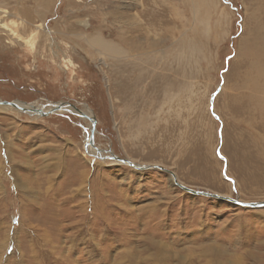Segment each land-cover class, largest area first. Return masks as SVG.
<instances>
[{"label": "rangeland", "instance_id": "obj_1", "mask_svg": "<svg viewBox=\"0 0 264 264\" xmlns=\"http://www.w3.org/2000/svg\"><path fill=\"white\" fill-rule=\"evenodd\" d=\"M196 1L0 0V100L74 106H0V264H264V206L161 169L264 202V0Z\"/></svg>", "mask_w": 264, "mask_h": 264}, {"label": "bare ground", "instance_id": "obj_2", "mask_svg": "<svg viewBox=\"0 0 264 264\" xmlns=\"http://www.w3.org/2000/svg\"><path fill=\"white\" fill-rule=\"evenodd\" d=\"M198 3V4H197ZM201 4H205L206 5V7L208 8L207 10H210L211 8H213L212 6H211V0H197L196 1V3H195V11L197 10H200L199 9V5L201 6ZM204 5V6H205ZM205 8V7H204ZM198 18V17H197ZM200 20H201V22L202 23H205V20H206V18L205 17H203L202 16V13H201V11H200V18H199ZM207 21V20H206ZM98 35H100V34H98ZM200 35V34H199ZM93 40H92V42H91V44H92V46H94L95 47V45H98L101 49H102V51L103 52H106V53H108V54H110V55H113V56H128L129 55V53H131L132 51H136V50H141L140 51V55H145L144 56V58L145 59H143L142 61L144 62V64L145 63H149V58L147 57L148 56V51H147V49H144L146 46H143V45H139L138 46V44H131L130 46H122V45H124V43L123 42H121V43H117V42H115V41H109V40H106V39H103V38H101V37H95V38H92ZM123 40V39H122ZM121 40V41H122ZM162 42V41H161ZM141 44H143V43H141ZM159 45V44H158ZM153 46V45H152ZM154 46H155V44H154ZM156 47V46H155ZM159 47V46H158ZM138 48V49H137ZM195 48V47H194ZM254 48V47H253ZM262 48H263V46H262ZM150 49H152V47L150 48ZM154 49V48H153ZM161 49V48H160ZM198 49V48H197ZM256 49V48H255ZM162 50V49H161ZM157 51V50H156ZM153 52V51H152ZM155 52V51H154ZM159 52V51H158ZM193 53V52H192ZM255 53V52H254ZM264 53V52H263ZM153 54H156V52L155 53H153ZM152 54V55H153ZM109 55V56H110ZM187 55V54H186ZM248 55V54H247ZM158 56V55H157ZM164 56V55H163ZM251 56V55H250ZM152 57V56H151ZM127 59V58H126ZM141 59V58H140ZM163 59V58H162ZM164 59H165V57H164ZM138 60V59H137ZM260 60V59H259ZM264 60V59H263ZM119 61V60H118ZM124 61V60H123ZM141 61V60H140ZM159 61H160V58H159ZM120 62V61H119ZM122 62V61H121ZM156 62V61H155ZM131 63V62H130ZM130 63H128V64H130ZM142 63V62H141ZM161 63V62H160ZM164 63H165V61H164ZM132 64H138L137 62H134V63H132ZM131 64V65H132ZM159 67V66H158ZM253 70V69H252ZM256 70H257V74H258V77H260L262 80H264V62L263 63H260V65H257V67H256ZM258 77H257V79H255L254 80V83L252 84V86H253V93H252V95H251V97H250V99L252 100V101H254V106H255V109L260 113V114H263L264 115V82L263 83H261L260 81H259V79H258ZM1 101V100H0ZM16 103L17 104H19L20 106H25V107H31L30 106V104H24V103H22L21 101H16ZM65 104V106H63L62 107V109L60 110V111H66V110H71V111H74V106H72V105H70V104H67V103H64ZM67 104V105H66ZM0 106H2V107H7L6 105H1L0 104ZM14 108H16V107H14ZM18 109V108H17ZM38 109V108H37ZM44 111H48V110H44ZM82 115H83V117L85 118L86 116H89L88 114H86V113H81ZM87 118H89V117H87ZM91 118V117H90ZM92 124H93V122H92ZM87 141H89V140H87ZM89 143H90V141H89ZM91 144V143H90ZM91 145H93V144H91ZM87 150L88 151H90V152H92V153H94V150H93V148H91V147H87ZM100 154H101V152H99ZM96 156V155H95ZM173 180H174V178H173Z\"/></svg>", "mask_w": 264, "mask_h": 264}, {"label": "water", "instance_id": "obj_3", "mask_svg": "<svg viewBox=\"0 0 264 264\" xmlns=\"http://www.w3.org/2000/svg\"><path fill=\"white\" fill-rule=\"evenodd\" d=\"M0 104L1 105H6V106H10V107H16V108H18V109H20V110H22L24 112H38V113H40L42 115L43 114H50V113L56 112V111H60L62 109V107L65 106L64 103H55V104L51 105V108H49L48 111H44L43 108L37 109L34 105H31V104H30L31 108H27L25 106H20L19 104L16 103V101H0ZM89 119L95 124L94 119H92L90 117H89ZM94 131H95L94 129L91 130V135H90V143L91 144H93V140H94ZM109 157L111 159H113V160H116L117 162L132 166V167L137 168V169H148V168H151V167H156V166L139 165V164H136V163L132 162L131 160H129L127 158H122V157L114 155V154H111ZM161 169L169 172L171 174V176L174 178L175 184H177L178 186H180L181 188H183L184 190H186V191H188L190 193H193V194H196V195L220 197V198L228 199L230 201H233V202L238 203V204L243 205V206H250V207L264 206V202H242V201L235 200V199H232V198H226V197H223V196H219L217 194L210 193V192H207V191L196 190V189L190 188L188 186L183 185L181 182H179L178 179L176 178L175 173L173 171L167 170L166 168H161Z\"/></svg>", "mask_w": 264, "mask_h": 264}]
</instances>
